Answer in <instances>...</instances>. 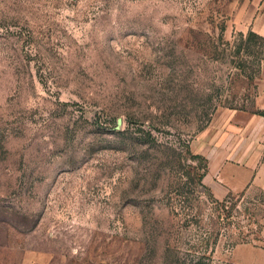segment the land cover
<instances>
[{
  "label": "rangeland",
  "instance_id": "obj_1",
  "mask_svg": "<svg viewBox=\"0 0 264 264\" xmlns=\"http://www.w3.org/2000/svg\"><path fill=\"white\" fill-rule=\"evenodd\" d=\"M259 1L0 0V264H264V193L195 148L261 113Z\"/></svg>",
  "mask_w": 264,
  "mask_h": 264
},
{
  "label": "crops",
  "instance_id": "obj_2",
  "mask_svg": "<svg viewBox=\"0 0 264 264\" xmlns=\"http://www.w3.org/2000/svg\"><path fill=\"white\" fill-rule=\"evenodd\" d=\"M235 28L264 37V0ZM257 94L261 113L225 110L196 140V152L207 160L205 178L218 199L249 191L264 193V60L259 65Z\"/></svg>",
  "mask_w": 264,
  "mask_h": 264
},
{
  "label": "trees",
  "instance_id": "obj_3",
  "mask_svg": "<svg viewBox=\"0 0 264 264\" xmlns=\"http://www.w3.org/2000/svg\"><path fill=\"white\" fill-rule=\"evenodd\" d=\"M247 38H248V40H256V41H259L261 43H264V37L257 36L252 32H249L247 34ZM262 60H264V56H263Z\"/></svg>",
  "mask_w": 264,
  "mask_h": 264
}]
</instances>
